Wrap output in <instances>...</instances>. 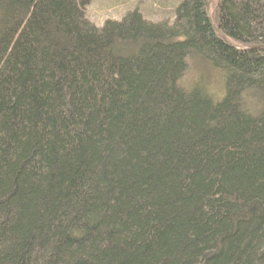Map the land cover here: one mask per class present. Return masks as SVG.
<instances>
[{
	"label": "trees",
	"instance_id": "16d2710c",
	"mask_svg": "<svg viewBox=\"0 0 264 264\" xmlns=\"http://www.w3.org/2000/svg\"><path fill=\"white\" fill-rule=\"evenodd\" d=\"M90 2L0 0V264H264V0Z\"/></svg>",
	"mask_w": 264,
	"mask_h": 264
},
{
	"label": "rangeland",
	"instance_id": "374dc122",
	"mask_svg": "<svg viewBox=\"0 0 264 264\" xmlns=\"http://www.w3.org/2000/svg\"><path fill=\"white\" fill-rule=\"evenodd\" d=\"M182 0H91L85 10V18L97 28L107 21H120L126 15L137 12L144 20L153 24L170 25V11Z\"/></svg>",
	"mask_w": 264,
	"mask_h": 264
},
{
	"label": "bare ground",
	"instance_id": "6f19581e",
	"mask_svg": "<svg viewBox=\"0 0 264 264\" xmlns=\"http://www.w3.org/2000/svg\"><path fill=\"white\" fill-rule=\"evenodd\" d=\"M209 5V4H208ZM208 9V8H207Z\"/></svg>",
	"mask_w": 264,
	"mask_h": 264
}]
</instances>
